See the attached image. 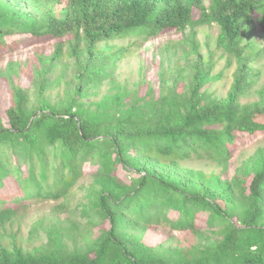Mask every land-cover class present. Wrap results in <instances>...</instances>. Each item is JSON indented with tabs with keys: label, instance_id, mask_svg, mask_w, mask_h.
<instances>
[{
	"label": "trees",
	"instance_id": "trees-1",
	"mask_svg": "<svg viewBox=\"0 0 264 264\" xmlns=\"http://www.w3.org/2000/svg\"><path fill=\"white\" fill-rule=\"evenodd\" d=\"M263 15L264 0H0V58L32 51L0 68V228L30 198L65 197L59 207L66 210L69 190L88 175L93 181L81 214L98 228L78 244L74 227L51 225L44 233L51 248L38 254L0 243V264H264V148L223 177L240 134L264 131V97L241 101L256 75L246 34ZM203 25L219 27L217 46L236 63L224 98L203 90L215 77L214 64L195 34L180 42V56L178 45L168 44L177 59L168 74L158 67V86L157 73L133 89L117 81L127 47H99ZM67 74L63 97L46 99L43 93ZM106 80L109 91L90 103L95 107L86 104ZM31 82L38 87L32 106ZM192 158L221 170L182 164ZM11 159L18 176L7 165ZM158 225L213 236L202 247L163 246L171 234Z\"/></svg>",
	"mask_w": 264,
	"mask_h": 264
},
{
	"label": "rangeland",
	"instance_id": "rangeland-1",
	"mask_svg": "<svg viewBox=\"0 0 264 264\" xmlns=\"http://www.w3.org/2000/svg\"><path fill=\"white\" fill-rule=\"evenodd\" d=\"M195 32V33H193ZM219 27L217 25H203L196 29L187 28L184 31H171L164 34L149 38L141 39L138 36H128L124 38L113 39L109 42H101L99 47L101 50H117L127 47L124 56L118 61V67L115 70L117 81H120L128 88H135L137 82L141 79L150 78L154 73L158 74L156 80L152 84L158 86L160 83L162 67L166 74L169 67H172L176 61L175 57H170V46H176L177 56L182 55L183 48L180 42L194 37L200 43V51L206 57L212 58L213 70L215 76L213 81L208 83L205 88L212 92L217 98H224L232 84L236 63H229L227 53L217 46V36ZM251 41L253 45L247 48V52L253 55L251 65L256 73L253 86L242 96L243 103L253 102L264 97V15L262 20L254 17V25L247 31L245 42ZM31 47L21 48L15 53L7 54L0 58V68L6 69L10 60L25 59L30 52ZM172 60V61H171ZM179 62H183L180 60ZM61 69V68H60ZM60 69L55 73L49 74L51 79H55ZM70 77L69 74L61 80L59 84H53L43 94V96L51 102H56L63 97L65 80ZM16 81V80H15ZM111 83L109 80L104 81L96 90L95 94H90L84 98L86 104L97 101L103 94L109 91ZM29 93V105L38 103V87L31 82L26 88ZM101 148L110 147L107 142L98 143ZM264 148V131L254 134L242 133L237 139V146L234 149V155L230 160L227 173L223 174L224 178L234 176L236 169L241 166L248 158L255 155L260 149ZM61 144L57 143L55 147L50 148L51 153L58 154ZM24 158V157H23ZM56 155L51 157V165H56ZM22 155H19L21 162ZM182 164L188 168L195 170H203L206 173L221 170L220 166L209 159H196L182 161ZM14 176L21 174L20 167L14 161L7 163ZM93 181V176L88 175L80 178L69 190L66 202V210H61L60 205L65 201V197L58 200L53 198H30L27 206L18 210L14 218L0 228V243L13 248L14 243L21 246L28 253H44L50 250L51 245L48 242L45 230L51 225H61L74 227L75 241L78 244H84L91 241L98 233L97 227H91L87 223V219L81 214V207L87 203V189ZM52 183V177L48 179ZM218 223H224L219 219ZM158 230L170 231L171 238L163 242V246H186L190 243L203 246L208 237L213 236L212 232L203 231L197 235L191 230H172L169 226L158 225ZM219 230L218 228H214ZM73 234V236H74ZM69 238V237H68ZM69 244H73L71 238L67 239ZM165 254V251H160Z\"/></svg>",
	"mask_w": 264,
	"mask_h": 264
}]
</instances>
